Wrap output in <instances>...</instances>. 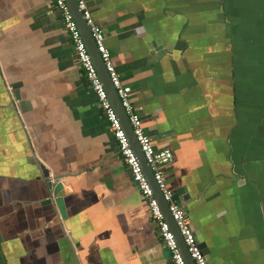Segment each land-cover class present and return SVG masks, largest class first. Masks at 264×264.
I'll list each match as a JSON object with an SVG mask.
<instances>
[{
	"label": "crops",
	"instance_id": "crops-1",
	"mask_svg": "<svg viewBox=\"0 0 264 264\" xmlns=\"http://www.w3.org/2000/svg\"><path fill=\"white\" fill-rule=\"evenodd\" d=\"M85 1L206 263L264 264V0ZM0 264H172L51 0H0Z\"/></svg>",
	"mask_w": 264,
	"mask_h": 264
},
{
	"label": "built area",
	"instance_id": "built-area-1",
	"mask_svg": "<svg viewBox=\"0 0 264 264\" xmlns=\"http://www.w3.org/2000/svg\"><path fill=\"white\" fill-rule=\"evenodd\" d=\"M77 8L80 11L85 24L88 26L91 37L94 41L96 51L107 72L110 83L114 88L130 125L132 134L139 147L142 157L148 166L152 179L162 197L167 204V210L173 220L175 227L186 247L189 257L194 264H207L206 259L201 252L199 244L191 230L188 217L182 207L173 200V193L167 187L163 168L171 162L172 153L169 148L155 150L151 144L150 138L143 131L141 126V117L135 111L132 104L131 88L120 82L113 67L109 50L104 44V33L100 27L95 24L87 8L85 0H75ZM51 6L60 16V20L69 41L73 47L74 55L80 70L83 73L91 91L95 96L98 108L101 110L108 129L115 141L116 149L121 157L131 181L135 184L139 196L145 201L149 217L153 220L158 229L159 237L163 246L167 249L172 264H186L182 256L174 234L168 223L165 221L158 200L153 196V191L145 177L141 164L129 145L128 138L121 126L120 120L114 111L103 84L97 74L95 66L87 52L85 43L77 28L76 22L67 6L65 0H51Z\"/></svg>",
	"mask_w": 264,
	"mask_h": 264
},
{
	"label": "water",
	"instance_id": "water-1",
	"mask_svg": "<svg viewBox=\"0 0 264 264\" xmlns=\"http://www.w3.org/2000/svg\"><path fill=\"white\" fill-rule=\"evenodd\" d=\"M67 3V6L73 16L74 21L76 22L77 28L81 34V37L85 43L87 52L95 66V69L97 71V74L103 84V87L107 93L108 99L114 109V111L116 112L117 117L120 120L121 126L128 138L129 141V145L131 147V149L134 151L135 155L137 156L143 173L145 175V177L147 178L150 187L153 191V196L158 200L159 206L162 210L163 216L165 221L168 223L171 231L174 234V238L177 242V245L180 249V252L182 254V256L184 257V260L186 262V264H194L192 259L189 257L186 247L182 241L181 236L178 233L177 228L175 227V224L173 222V220L170 217V214L167 210V204L162 200V197L157 189V186L155 185L153 179H152V174L148 168V166L146 165L142 154L139 150V147L135 141V138L132 134L130 125L128 123L127 117L125 115V112L123 110V108L120 105L119 99L116 95V92L114 90V88L112 87L111 83H110V79L109 76L107 74V72L105 71V68L103 66V63L100 59V56L98 54V52L96 51V47L94 44V41L91 37L90 31L88 26L85 24L82 15L80 13V11L77 8V4L75 2V0H65ZM21 86V84H14L11 88H12V94H11V98H8V103H9V107H11L12 109H14L13 104L16 103L15 106H17V108L20 110V112H25V108L29 109L30 105L28 102L23 101L21 99L20 93H19V87ZM11 99V100H10ZM39 170L41 171L40 173V178L41 180H43V182L45 183L47 190H51L52 188V183L55 182V180H57V178L55 177H51L49 176V172L45 169L44 166L39 165ZM180 192L177 191L176 194L173 195V200L176 201L178 199V194Z\"/></svg>",
	"mask_w": 264,
	"mask_h": 264
}]
</instances>
